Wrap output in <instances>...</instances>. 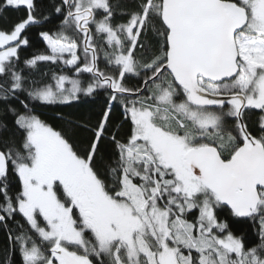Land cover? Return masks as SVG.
<instances>
[{"label": "snow or ice", "instance_id": "obj_1", "mask_svg": "<svg viewBox=\"0 0 264 264\" xmlns=\"http://www.w3.org/2000/svg\"><path fill=\"white\" fill-rule=\"evenodd\" d=\"M9 10L26 15L0 28L3 264H264V0H52L51 15L0 0ZM52 17L46 52L21 60ZM100 90L95 123L37 112ZM243 221L254 239L233 231Z\"/></svg>", "mask_w": 264, "mask_h": 264}, {"label": "trees", "instance_id": "obj_2", "mask_svg": "<svg viewBox=\"0 0 264 264\" xmlns=\"http://www.w3.org/2000/svg\"><path fill=\"white\" fill-rule=\"evenodd\" d=\"M40 4V11L45 15H51V3L52 0H38ZM135 3V0H128L129 7H132ZM26 15L24 11H15L9 10L6 13L0 14V28H11V26L17 22L19 19L23 18ZM59 24V18L52 17L51 21H45L42 26H33L28 32V38L30 40V46L27 48H23L21 50V60L26 58H30L35 54L45 53L46 52V42L42 40L39 35L40 31H47L49 29L55 30ZM148 53L143 51H138L137 56H147ZM24 67L23 64L20 65ZM101 70L111 71L110 66H106L103 60L100 63ZM61 68H64L62 64L54 65L49 62H43L40 65V70L43 72H47L51 74V72H60ZM29 70L25 68V73ZM64 71L69 75H74L69 69L64 68ZM101 95L96 97H83V100L80 102H74L72 106L67 105H47V106H39L37 107L38 114L45 120H47L51 125L56 128H60L62 125V121L57 119V114H62L68 119L73 120H86L88 118L92 119V123H95L96 118L98 117L99 112L103 109L104 102L107 99V95L104 90H100ZM23 99V96L21 97ZM18 106V105H15ZM257 112L259 110H256ZM258 117L253 115L252 121ZM121 119V110L119 107L115 109V115L113 116V122H117ZM17 219H21L19 216ZM23 222V221H22ZM231 222V221H230ZM233 231L237 235H245L250 240L255 238V233L253 227L247 221H243L238 224L233 225ZM7 247V238L3 228H0V264L4 262V252L3 250ZM13 264H21V258L17 253L13 257Z\"/></svg>", "mask_w": 264, "mask_h": 264}, {"label": "rangeland", "instance_id": "obj_3", "mask_svg": "<svg viewBox=\"0 0 264 264\" xmlns=\"http://www.w3.org/2000/svg\"><path fill=\"white\" fill-rule=\"evenodd\" d=\"M70 87V85H68Z\"/></svg>", "mask_w": 264, "mask_h": 264}]
</instances>
